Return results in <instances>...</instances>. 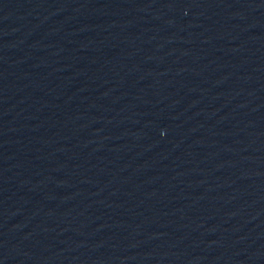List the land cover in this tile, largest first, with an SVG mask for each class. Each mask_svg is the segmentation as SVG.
<instances>
[{
  "label": "water",
  "instance_id": "95a60500",
  "mask_svg": "<svg viewBox=\"0 0 264 264\" xmlns=\"http://www.w3.org/2000/svg\"><path fill=\"white\" fill-rule=\"evenodd\" d=\"M0 264H264V0H0Z\"/></svg>",
  "mask_w": 264,
  "mask_h": 264
}]
</instances>
